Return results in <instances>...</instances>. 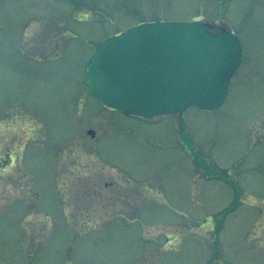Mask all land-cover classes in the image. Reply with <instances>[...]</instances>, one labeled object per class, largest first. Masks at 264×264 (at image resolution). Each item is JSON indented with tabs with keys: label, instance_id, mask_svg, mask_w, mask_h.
Wrapping results in <instances>:
<instances>
[{
	"label": "rangeland",
	"instance_id": "1",
	"mask_svg": "<svg viewBox=\"0 0 264 264\" xmlns=\"http://www.w3.org/2000/svg\"><path fill=\"white\" fill-rule=\"evenodd\" d=\"M156 21L239 37L222 107L89 90L96 47ZM0 161V264H264V0H0Z\"/></svg>",
	"mask_w": 264,
	"mask_h": 264
},
{
	"label": "water",
	"instance_id": "2",
	"mask_svg": "<svg viewBox=\"0 0 264 264\" xmlns=\"http://www.w3.org/2000/svg\"><path fill=\"white\" fill-rule=\"evenodd\" d=\"M242 57L241 41L230 31L213 33L200 21L147 22L97 47L87 84L105 106L126 114L215 110Z\"/></svg>",
	"mask_w": 264,
	"mask_h": 264
}]
</instances>
